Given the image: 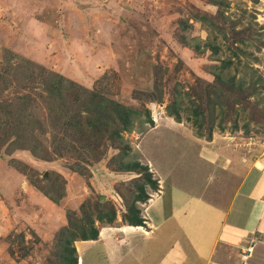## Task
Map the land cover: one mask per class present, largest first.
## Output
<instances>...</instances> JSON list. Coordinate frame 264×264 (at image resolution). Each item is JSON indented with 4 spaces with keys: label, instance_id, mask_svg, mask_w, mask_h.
<instances>
[{
    "label": "rangeland",
    "instance_id": "rangeland-1",
    "mask_svg": "<svg viewBox=\"0 0 264 264\" xmlns=\"http://www.w3.org/2000/svg\"><path fill=\"white\" fill-rule=\"evenodd\" d=\"M209 2L0 0V67L2 56L9 51L14 56L6 65L9 71L16 68L23 72L28 62L31 74L30 78L22 75L20 83L0 85V102L8 111L0 120V264H52L49 252L55 232L66 224L64 216L68 212L79 215L84 201L93 204L102 197L101 203L114 208V221L94 223L98 231L94 242L73 243L76 264H99L105 257L99 252V244L105 243L100 240L117 237L112 228L124 212L122 196L130 201L133 184L140 182L135 181V173L117 171L119 162L148 167V160L166 182L207 179L208 172L197 169L194 158L200 142L194 123L187 121L182 111L178 125L167 116L165 106L173 99L181 108L203 100L208 87L219 86L213 81L214 66L226 59L231 65L221 76L241 79L243 94L258 76L264 84V0H224L225 6L219 8ZM181 21L187 24L186 29H181ZM207 43L217 45L220 52L211 54L205 48ZM40 68L42 73H57L64 81L81 86L87 91L82 98L92 92L133 109L130 127L119 131L117 139L115 123H110L99 131L95 142L88 131H68L63 137L60 134L59 144L53 146L52 134L57 128H52L55 123L51 120L65 123L75 113V118L83 121L84 113L76 116L80 102L72 95L81 91L71 84L70 109L58 117L56 99L49 106L44 100ZM259 85L255 83L253 94H236L245 99L229 109V101H222L211 118L203 109L205 119H212L210 139L214 138L216 146H222L224 155L232 160L228 166L232 171L246 158L264 163V88ZM219 109L224 116L219 117ZM14 117L20 122L19 130ZM31 120L38 122L30 129L27 124ZM13 133H18L19 145L33 147L34 154L9 146ZM22 133L26 143H21ZM202 134L206 135V125ZM123 146L129 148L126 155L113 158ZM54 147L59 156L52 151ZM182 160L197 165L195 172L182 165ZM45 172L52 185L55 179L54 186L42 177ZM31 175L38 189L59 194L55 203L29 183ZM151 177L158 185V178ZM145 192L150 199L156 191L146 186ZM147 201L137 203L140 215ZM253 251L255 259L260 254L264 259V250ZM232 255L233 264H238V259L242 264L245 261L243 253Z\"/></svg>",
    "mask_w": 264,
    "mask_h": 264
},
{
    "label": "crops",
    "instance_id": "crops-1",
    "mask_svg": "<svg viewBox=\"0 0 264 264\" xmlns=\"http://www.w3.org/2000/svg\"><path fill=\"white\" fill-rule=\"evenodd\" d=\"M213 139L200 138L194 153L197 169L208 172L201 182L194 177L166 182L146 161L159 181L141 215L144 227L119 219L112 228L116 243L100 240L105 243L99 244V252L105 257L99 264H233L234 253L244 254L243 264H264L261 254L255 259L252 253L264 250V163L246 158L232 171V160ZM181 164L196 170L193 162Z\"/></svg>",
    "mask_w": 264,
    "mask_h": 264
},
{
    "label": "trees",
    "instance_id": "trees-1",
    "mask_svg": "<svg viewBox=\"0 0 264 264\" xmlns=\"http://www.w3.org/2000/svg\"><path fill=\"white\" fill-rule=\"evenodd\" d=\"M211 5L215 6L216 8H219L220 6H225L224 0H210L209 2ZM179 25L181 26V29H186L187 24L184 22H179ZM205 48H208L209 52L211 54H217L219 51V48L215 44L207 43L205 44ZM194 51L198 50L197 46L193 48ZM6 56H2L3 64L2 67H0V85L1 87H7L9 84L16 82H21V77L24 75V77H31V74L28 73L29 69V63L25 62V69L23 72L21 70H17L16 68H12V72L9 70L11 69L8 65V61L12 59L14 56L9 51H5ZM233 56H237L236 53H231ZM10 62V61H9ZM24 62V61H23ZM230 61L229 59L222 60L219 62L218 66H214V68L217 70L216 73L213 74L214 78L213 81L215 83H219L218 87H208L210 88L205 98L200 100L199 102H196L194 104L193 102H189L190 105H187V107H178L177 106V100L173 99L171 100L166 106V113L167 116L172 118L175 122L180 123L181 122V116L180 112H185L187 114L186 120L192 121L196 127V137L197 138H203L204 140H209L210 135L212 133V119H205L204 111L205 109L209 115V118L213 116V113L215 111V108L220 106V103L222 101H229L227 104V108H231L232 105L235 103H240L241 99H245V96H242L241 98H238L236 94H243L245 91L242 86L241 79L238 81L234 80V77H228L226 79H223L221 74L223 70L227 67H229ZM255 72V70H253ZM41 75V86L42 90L45 92L44 100L47 103V105H50V101L56 99V112L57 116L64 115L70 107L67 105L68 102H71L70 98V87L71 84L73 86L81 91V93L73 92V97L75 100L80 102V108L76 112V116L84 113L83 121L80 119L75 118V113L73 116H70V118L63 123L59 122L57 123L54 120H51V124L55 123L52 128L57 130L55 133L52 134V142L53 146H56V144H59V140L63 137L62 133L68 132V131H77L80 129L81 131H88L93 134L94 142L96 139H99V131L105 127H107L110 123H115L114 126L116 129L113 131L114 134H116V138L118 139V132L119 131H126L130 127V115L132 113H135V111L129 107L123 106L121 104H118L116 102H113L111 100H108L106 98H103L102 96L98 94H91L83 97V94L85 96V92H87L85 89H82L81 86L76 85L72 83L69 80H65L57 73L47 72L42 73L40 68ZM8 77V78H7ZM226 77V76H225ZM255 83H260L259 87L261 89L264 88L263 80L258 76L254 80V82H251V85L248 84L247 90L249 92L247 94L243 95H249L253 94L255 92L254 85ZM151 95H149L150 97ZM236 96V97H235ZM152 97V96H151ZM160 95L158 96V98ZM157 98V99H158ZM156 99V98H155ZM24 100V98H23ZM55 101V100H54ZM153 101V100H152ZM198 101V100H197ZM55 106V105H52ZM4 104L0 102V120L4 118V116L8 113V111L5 110ZM82 112V113H81ZM17 113H21L20 108L17 110ZM15 113V114H17ZM80 113V114H79ZM218 115L224 116V112L219 109ZM10 115V114H9ZM17 116V115H16ZM15 116V117H16ZM7 117V115H6ZM14 117V118H15ZM83 117V116H82ZM80 116V118H82ZM13 118V119H14ZM15 118V128H19V123ZM148 124L152 125L151 120L146 117ZM206 120V121H204ZM38 120H31L28 121V127L33 128L37 125ZM34 125V126H33ZM206 125V135L204 136L202 134V129ZM25 126V125H24ZM218 129L222 130V127L220 124L216 125ZM39 130L40 126L38 127ZM58 129L61 130V132L58 131ZM83 129V130H82ZM19 130V129H18ZM95 131V132H94ZM44 132V131H43ZM62 135V137L59 138V135ZM14 137L11 142H9V146H14L17 148L19 147V150L25 149L26 151L30 152L31 154H34V148L31 146H20L19 145V136L18 133H13ZM66 135V133H65ZM23 136V137H22ZM21 143H26L27 138L25 137V133H22ZM110 137V136H109ZM64 141V140H62ZM58 148H52V151H55L57 153V156H59V152L57 151ZM129 148L127 146H123L121 148V153L117 154L113 158H121L122 156H125L128 152ZM119 160V159H117ZM115 160H112L110 162H114ZM14 163V162H12ZM119 167L117 171H124V172H131L138 175V179H135V181L140 180V182H136L133 184V190L130 193V201L126 199V197L122 196V207L124 208V212L120 214V221L126 224L127 226L131 227H144V219L140 215V209L137 206V203H145L148 200V194L145 192V187L148 186L153 192L157 190V183L156 180L152 179L151 172L148 170L147 165L139 164L138 162H132V163H122L119 162ZM29 178V183L32 184L41 194H43L47 199L55 203L56 199L59 197V194L51 195L47 192H44L41 188H37L35 185L36 183ZM49 174L44 173L42 177L45 178V181H47L51 186L55 185V179L53 178V185L52 182L49 179ZM128 194V193H127ZM116 212L112 205L106 204L104 202L95 201L93 204L89 201H84L79 206V215L74 214L73 212H68L64 217L66 224L64 226H61L54 234L53 238V249L49 254L52 256V264H76V254H75V248L73 246V243L75 241H95L98 236V231L94 226L95 222L99 223H112L115 219Z\"/></svg>",
    "mask_w": 264,
    "mask_h": 264
},
{
    "label": "water",
    "instance_id": "water-1",
    "mask_svg": "<svg viewBox=\"0 0 264 264\" xmlns=\"http://www.w3.org/2000/svg\"><path fill=\"white\" fill-rule=\"evenodd\" d=\"M99 200H100V202H101V201H103V198H102V197H100V198H99Z\"/></svg>",
    "mask_w": 264,
    "mask_h": 264
},
{
    "label": "clouds",
    "instance_id": "clouds-1",
    "mask_svg": "<svg viewBox=\"0 0 264 264\" xmlns=\"http://www.w3.org/2000/svg\"><path fill=\"white\" fill-rule=\"evenodd\" d=\"M175 122V121H174ZM177 123V122H176Z\"/></svg>",
    "mask_w": 264,
    "mask_h": 264
}]
</instances>
